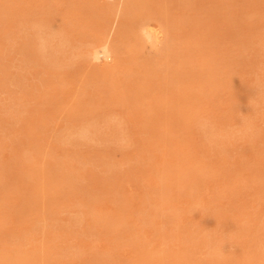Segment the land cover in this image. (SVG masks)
<instances>
[{"label":"rangeland","instance_id":"1","mask_svg":"<svg viewBox=\"0 0 264 264\" xmlns=\"http://www.w3.org/2000/svg\"><path fill=\"white\" fill-rule=\"evenodd\" d=\"M0 264H264V0H0Z\"/></svg>","mask_w":264,"mask_h":264},{"label":"bare ground","instance_id":"2","mask_svg":"<svg viewBox=\"0 0 264 264\" xmlns=\"http://www.w3.org/2000/svg\"><path fill=\"white\" fill-rule=\"evenodd\" d=\"M108 51V52H107ZM107 51H104L103 50V52H100L98 55L99 56H101V57H106V58H108L110 55H109V53H110V51L109 50H107ZM177 117V116H176ZM183 121V120H182ZM185 123V122H184ZM172 124H174V123H172ZM177 126V125H176ZM162 131V130H161Z\"/></svg>","mask_w":264,"mask_h":264}]
</instances>
